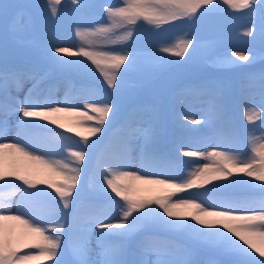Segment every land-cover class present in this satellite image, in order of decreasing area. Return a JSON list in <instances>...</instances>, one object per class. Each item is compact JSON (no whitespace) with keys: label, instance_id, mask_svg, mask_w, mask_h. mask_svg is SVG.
Wrapping results in <instances>:
<instances>
[{"label":"snow or ice","instance_id":"1","mask_svg":"<svg viewBox=\"0 0 264 264\" xmlns=\"http://www.w3.org/2000/svg\"><path fill=\"white\" fill-rule=\"evenodd\" d=\"M64 3L45 0L49 23L58 19ZM41 7L0 2V18L7 22L11 16L14 34L31 20V10ZM66 7L79 15L88 5L84 0H67ZM220 9L243 12L248 18L244 35L258 40L264 49V0H120L115 6H104V22L74 26L79 43L43 47L44 70L0 63V264H64L58 258L62 248L71 250L73 264H130L126 259L129 241L142 230L153 228L182 234L192 244L225 258L211 264H264V201L254 206L228 195L229 190L243 185L264 192V133L257 135L248 129L245 155L234 127L208 137H199L202 129L192 127L202 123L210 127L214 119L231 123L230 101L221 82L203 81L178 91L167 110L158 103L137 105L114 129L127 94L124 80L137 70L136 55L116 46L132 40L140 23L159 29ZM220 47L217 43L205 47L203 58L212 67L232 69L250 67L257 60L264 63V52L245 54L242 50L220 51ZM153 54L157 67H173L192 63L201 54V46L186 34ZM52 72L78 76L81 82L65 80L64 96L57 99L59 85L47 84ZM25 83L30 86L22 100L12 95L22 91ZM254 87H259L264 97V69L246 75L236 98L249 125L264 119V112L250 99ZM189 97L206 98L203 120L192 118ZM16 112L20 113L16 132L8 140L7 118ZM65 116L74 118L71 126L62 122ZM169 120L174 161L185 165L195 164V160L183 157L207 161L196 164L179 180L168 172L153 170L161 162L173 160L158 147ZM114 131H123V135L116 140L101 135ZM93 137L96 139L90 142ZM137 139H142L138 151ZM209 143L216 147L207 150ZM188 144L204 150H185ZM99 146L102 148L97 151ZM92 153L94 198L85 200L88 181L79 190L78 185L86 155ZM240 173L254 180L228 179ZM209 184L212 187L206 189ZM16 191L23 193L19 201H14ZM185 192L189 195L178 196ZM93 235L98 249L95 261L91 259ZM190 256L186 249L183 258L165 256L157 264H194Z\"/></svg>","mask_w":264,"mask_h":264},{"label":"rangeland","instance_id":"2","mask_svg":"<svg viewBox=\"0 0 264 264\" xmlns=\"http://www.w3.org/2000/svg\"><path fill=\"white\" fill-rule=\"evenodd\" d=\"M0 2H10L16 4H39L40 9L31 10V20L17 30L14 34L11 30V16L6 22L0 18V63L7 62L11 65L32 67L39 70H44L47 65L42 59L40 52L43 47L48 44L69 45L79 43L78 39L74 38V26L80 25H95L105 21L104 6L117 5L120 0H84L88 5L82 14H76L70 7H66L67 0L61 5V11L58 19L54 23H49L46 9L43 7L45 0H0ZM203 11V10H201ZM247 11V10H245ZM15 14V10L13 15ZM248 26V18L243 12H232L230 9L225 12L220 9L216 12L200 15L194 21L177 20L171 24L162 25L159 29L154 26L144 25L140 23L136 26L133 39L123 46H116L120 51L127 50L129 53L137 57V70L130 73L124 80L126 96L122 104L121 112L115 117L114 129H118L119 125L128 110L137 105H152L160 104L167 110L168 102L180 90L197 85L203 81H218L221 82L226 96L230 101V117L231 123L224 120L214 119L213 125L205 127L202 124L192 125L194 128H201L202 131L197 135L199 137L211 136L216 131L224 130L228 127H234L239 133V147L241 151L247 155L249 145L247 142L248 129L255 130V134L264 133V119L256 120L254 124L249 125L243 116L241 107L236 103L242 84L248 73H259L264 69V63L257 60L250 67L245 68H217L209 65L203 58L205 47L212 43L221 45L220 51L226 50H242L245 54L255 53L260 55L264 52L259 41H253L251 37L244 35L245 29ZM189 35V38H194L201 46V54L190 64H184L173 67H157V61L154 57V51L158 50L162 45L172 43L179 38ZM191 52V49L189 50ZM172 59H179L172 57ZM246 64L250 62H240ZM72 79L79 84L81 78L75 75L61 74L52 72L47 84L59 85V91L56 94L57 99H62L64 96V81ZM30 84L25 83L24 89L19 93L13 91L12 95L23 99ZM191 103V113L193 119L203 120L204 111L207 107L206 98H188ZM250 99L252 103L264 112V105L261 100L264 99L261 95L259 87H254L250 90ZM147 115V114H145ZM20 113L16 112L9 116L8 124L9 131L7 139L12 140L16 132V122L19 119ZM74 118L65 116L62 122L71 126ZM112 120V117H110ZM57 131H63L65 135H71L75 140L80 137L75 133H68L65 129H60L55 125ZM173 132L171 121H167L164 135L160 138L158 147L161 152L168 153L173 160L170 162H161L155 166L153 170L159 172H168L179 180L185 173L191 171L196 164L202 165L207 161L198 158L183 157L185 161L195 160V164H177L174 161L173 146L170 143V138ZM101 135L112 136L113 140L118 139L123 135V131H114L113 133H102ZM96 138H90L95 140ZM142 139H137L135 142L138 151ZM216 147L215 143H209L207 150H212ZM102 146H99V151ZM78 150V149H77ZM188 151L204 150L196 147L194 144H188L185 148ZM222 150V149H221ZM95 153L86 155L85 163L82 168L81 180L78 185H84L88 181V187L84 189L85 197L89 200L94 198V193L91 190L90 166L94 163ZM135 170V168L133 169ZM245 180H254V178L246 177L243 173L234 174L229 177V180L237 178ZM44 179L56 180L55 176H43ZM164 178V177H160ZM227 181H213L216 183H226ZM259 184L260 182L254 181ZM41 187H47L42 185ZM212 187L211 184L205 185V188ZM48 191L55 195L53 189ZM192 191H203L193 189ZM75 195V194H74ZM146 195V194H142ZM189 193H179L178 196H188ZM229 196H232L240 201L247 202L254 206H259L261 201H264V192L259 188H251L247 185L236 186L229 190ZM23 193L16 191L14 201H19ZM218 197H209V199H217ZM58 199V197H57ZM67 240V237H65ZM163 245H167L163 251H158ZM91 259L96 260L98 249L96 247L95 235H93L91 243ZM189 250L191 256L188 257L194 264H211L213 260L225 259L218 256L215 252L192 244L184 235L179 233L165 232L163 229L153 228L142 230L137 233L128 243L126 259L132 262H140V264H157L159 259L165 256L174 257L177 259L184 257V251ZM27 251H31L30 249ZM64 261V264H73L74 257L71 250L61 249V255L58 257ZM46 264H54V262H46Z\"/></svg>","mask_w":264,"mask_h":264}]
</instances>
